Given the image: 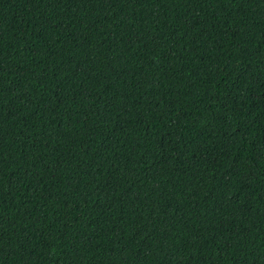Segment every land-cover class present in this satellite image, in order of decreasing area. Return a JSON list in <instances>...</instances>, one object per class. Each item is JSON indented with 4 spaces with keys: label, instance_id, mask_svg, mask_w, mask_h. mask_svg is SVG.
<instances>
[{
    "label": "trees",
    "instance_id": "1",
    "mask_svg": "<svg viewBox=\"0 0 264 264\" xmlns=\"http://www.w3.org/2000/svg\"><path fill=\"white\" fill-rule=\"evenodd\" d=\"M0 264H264V0H0Z\"/></svg>",
    "mask_w": 264,
    "mask_h": 264
}]
</instances>
